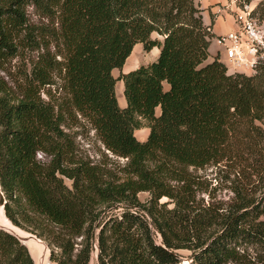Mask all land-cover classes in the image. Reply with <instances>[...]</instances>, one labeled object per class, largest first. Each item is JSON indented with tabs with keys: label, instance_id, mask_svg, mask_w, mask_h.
Wrapping results in <instances>:
<instances>
[{
	"label": "trees",
	"instance_id": "trees-1",
	"mask_svg": "<svg viewBox=\"0 0 264 264\" xmlns=\"http://www.w3.org/2000/svg\"><path fill=\"white\" fill-rule=\"evenodd\" d=\"M29 6L49 20L38 32ZM213 37L197 0H0L6 213L54 263L90 264L98 249V264H264V64L248 75L208 61ZM137 43L158 59L115 77ZM56 76L65 95L54 101L43 92ZM82 120L127 160L119 177L79 153L69 128ZM218 164L238 175L234 199L202 209L189 168ZM0 264L35 261L0 229Z\"/></svg>",
	"mask_w": 264,
	"mask_h": 264
},
{
	"label": "rangeland",
	"instance_id": "rangeland-1",
	"mask_svg": "<svg viewBox=\"0 0 264 264\" xmlns=\"http://www.w3.org/2000/svg\"><path fill=\"white\" fill-rule=\"evenodd\" d=\"M202 7L204 8V14L208 17L212 18V21L216 16L225 17V19L229 18L233 22L232 30L238 29V23L240 19V12L246 9L247 6L254 9L253 14L254 17L262 19V6H264V0H197ZM29 18L34 27H36L37 32L40 31L38 28L43 27L49 23V20L43 16H41L34 6H29L28 8ZM216 36V35H215ZM154 37H158L156 34ZM142 46V43H137V46ZM218 45L216 42L212 43L210 46V52L213 55L218 54ZM223 48V47H222ZM139 49L136 47L134 51ZM143 53L150 52L142 48ZM221 58V57H220ZM149 60V59H146ZM146 60L142 61L143 63ZM16 60L14 61V63ZM227 65V64H226ZM129 66V65H128ZM228 67V66H227ZM258 68L256 71L251 69L237 68L235 72H242L248 75H254L258 72ZM229 70V67H228ZM229 72L233 73V71L229 70ZM55 83L51 86L46 87V90L43 92V96L46 99H49L47 92H51L53 95V100H59L65 95V91L63 89V79L60 76L55 77ZM264 127V123H263ZM147 127H143L138 129L137 135L141 139L145 137ZM69 131L76 134V142L79 147V153L83 155L85 158H89L94 163L102 164L106 169L115 174L116 177L121 175L120 165H124L126 163L125 158L118 157L110 152L99 137L96 134L95 129L92 128L91 124L85 120H82L80 124L72 126L69 128ZM141 136V137H140ZM39 157L41 159L46 160V156L42 153H39ZM189 173L194 177L196 181V196H197V205H199L202 209H206L208 207H212L214 209H220L223 211L224 208L232 202L234 199V192L232 190L233 181L238 178V175L231 166L226 164H218V165H208L203 168H189ZM239 179V178H238ZM172 184L174 187H179L181 185L180 182L176 180H168V183ZM67 183L71 185V181L67 180ZM139 198L141 201L146 202L151 198L149 192H141L139 194ZM169 198L164 197L161 199L162 202L168 201ZM172 205V204H171ZM115 213H121V209L115 210ZM157 240L161 241V235L157 234ZM182 253L184 255H189L190 251L183 250ZM42 254V252H41ZM47 264H56L53 261L47 260ZM90 264H98V251L97 249L93 252L92 261Z\"/></svg>",
	"mask_w": 264,
	"mask_h": 264
},
{
	"label": "built area",
	"instance_id": "built-area-1",
	"mask_svg": "<svg viewBox=\"0 0 264 264\" xmlns=\"http://www.w3.org/2000/svg\"><path fill=\"white\" fill-rule=\"evenodd\" d=\"M253 11L247 6L240 12L237 30L213 37L223 47L230 71L240 67L256 71L264 64V19L254 17Z\"/></svg>",
	"mask_w": 264,
	"mask_h": 264
},
{
	"label": "crops",
	"instance_id": "crops-1",
	"mask_svg": "<svg viewBox=\"0 0 264 264\" xmlns=\"http://www.w3.org/2000/svg\"><path fill=\"white\" fill-rule=\"evenodd\" d=\"M208 1L209 0H206V2H208ZM204 20H205L206 24H212V30H213L214 35H216V36L224 34V33L228 32V31H230L231 28L233 27L232 20H230L229 18L225 19V17H222L220 15L216 16L214 18V20L212 21V18L210 16L207 17L204 14ZM213 42L215 43L216 41H212V43ZM216 44L219 47L218 49H220V50H218V54H220L221 60L223 62L227 63V57L225 55L224 49L217 42H216ZM136 47H139V49L134 51ZM142 48H143V44H142V46H140V45L137 46V44L135 45V47L133 49V52L131 53V55L127 59V61H126L125 65L123 66V68L122 69L116 68V69L113 70V74H114L115 77H119L122 73H127V72H129L131 70H134V69L140 67L141 65H147V64H149V63H151V62H153V61L158 59V57L160 55V48L159 47H154L150 52H145V53H143ZM210 54H211V52H210ZM214 56L215 55L211 54L209 59H208V61H212ZM146 59H149V60H146ZM144 60H146V62L143 63L142 61H144ZM165 88H169L168 83H165ZM124 90H125L124 81L123 80H118L117 84H116V93H117V98H118L119 105L121 107H125L127 105V99H126ZM160 111H161V109H160V107H158L157 108V113H160ZM137 131H136V135H137ZM146 132L147 133H146L145 137H142L141 140H145L148 137L150 129H147ZM137 137H138V135H137Z\"/></svg>",
	"mask_w": 264,
	"mask_h": 264
},
{
	"label": "water",
	"instance_id": "water-1",
	"mask_svg": "<svg viewBox=\"0 0 264 264\" xmlns=\"http://www.w3.org/2000/svg\"><path fill=\"white\" fill-rule=\"evenodd\" d=\"M7 197L0 182V229L5 230L15 235L24 245H26L33 257L35 264H47V260H51V250L49 245L38 237L36 234L29 232L15 225L6 213ZM7 219L9 223L5 221ZM35 247V254L32 251L30 244ZM98 251V249H97ZM42 252V254H41Z\"/></svg>",
	"mask_w": 264,
	"mask_h": 264
},
{
	"label": "bare ground",
	"instance_id": "bare-ground-1",
	"mask_svg": "<svg viewBox=\"0 0 264 264\" xmlns=\"http://www.w3.org/2000/svg\"><path fill=\"white\" fill-rule=\"evenodd\" d=\"M5 221L10 224V222L7 219H5ZM30 247H31L32 251L35 254V247H34V245L32 243L30 244Z\"/></svg>",
	"mask_w": 264,
	"mask_h": 264
}]
</instances>
